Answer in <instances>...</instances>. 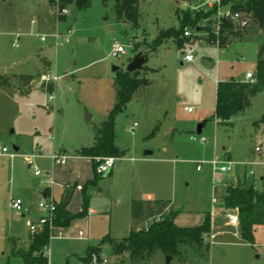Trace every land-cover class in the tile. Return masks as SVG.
Here are the masks:
<instances>
[{"label":"rangeland","instance_id":"obj_1","mask_svg":"<svg viewBox=\"0 0 264 264\" xmlns=\"http://www.w3.org/2000/svg\"><path fill=\"white\" fill-rule=\"evenodd\" d=\"M203 1L140 0L139 19L133 26L117 17L114 0H90L85 10L67 4L63 7L66 14L61 13L57 0H0V145L15 154L13 158L0 155V264H25L11 252L13 248H28V242L22 246L21 241L29 234L27 221L38 222L42 190L50 189L57 200L62 184H81L92 176L90 159L76 155V151L92 144L96 129L116 103L117 75L126 72L139 52L147 55V63L137 71L136 78L146 85L133 94L115 119L116 149L128 151L123 157H115L112 175H101L97 187L92 180L77 186L84 187L90 198L96 190L97 194L110 193L112 200L96 208V214L88 213L87 240L50 238L46 256L52 263L48 264H84L83 258L90 264H264V227H255L253 245L241 241L239 225H229L227 219L229 213L238 215L237 210L224 208L219 199L223 185L224 191L236 185H252L258 192L264 189V177L262 182L260 179L264 160L248 153L264 141V127L259 123L264 115V90L249 98L244 111L230 121L221 123L214 117L216 83L230 79L246 82L245 72L255 68L264 31L248 26L228 40L227 50L219 42L213 19L210 26L200 22L202 30L185 29L190 34L183 35L186 39L180 45L163 36L167 30L180 27L179 11L202 10L199 5ZM42 17L49 24L45 29L39 25ZM56 30H72L69 42L56 45L52 39L45 43L39 40V35ZM17 33L20 39L14 48L10 42L16 40ZM116 44L124 47L123 53L113 54ZM188 53L194 59L186 63L183 57ZM44 73L57 80L41 81ZM33 81L32 91L24 94ZM185 107L192 108V113ZM204 120L208 123L200 135L207 142L191 141L190 136H198L197 124ZM38 147L43 153L32 159V166L40 170L43 184L26 162ZM145 150L152 153L147 162L171 160L163 163L164 184L168 187L163 189L173 207L152 203L163 209L161 216L148 204L141 209L139 201L155 189L151 180L140 174L146 169L139 161ZM227 151L231 152V170L220 176L213 194L207 163L215 156L225 160ZM52 153L67 156V163H53ZM93 166L96 168V163ZM237 172L244 181L225 185L224 179L233 178ZM244 172L248 175L245 178ZM15 198L28 206L24 217L10 206ZM79 198L80 191L76 190L71 210L78 209ZM116 198L121 202L116 203ZM133 201L138 207L136 218L132 216ZM175 210L179 214L174 223L179 227L199 226L202 218L209 219L210 232L201 247L181 246L180 254L168 262L161 252L149 258L115 255L109 243H101L105 236L121 240L130 230L147 228ZM215 232L217 236L211 238ZM77 233V228L71 230L72 237Z\"/></svg>","mask_w":264,"mask_h":264},{"label":"trees","instance_id":"obj_2","mask_svg":"<svg viewBox=\"0 0 264 264\" xmlns=\"http://www.w3.org/2000/svg\"><path fill=\"white\" fill-rule=\"evenodd\" d=\"M53 3L54 0H49ZM59 6L63 8L67 4H75L78 10H85L90 6V0H57ZM223 4L229 5L233 10L243 13L249 17V26L252 25L259 31H264V0H228ZM140 0H114V10L119 18L133 26L137 25L139 19ZM214 10L204 12L203 10L179 11L177 15L181 19L178 29H169L163 36L172 38L177 44H181L184 39L185 29L190 28L194 31L202 30L199 23L205 21L211 25ZM209 31V29H208ZM240 31L231 22L225 21L220 25L219 42L225 46L228 40L236 38ZM161 36V35H160ZM212 37V36H211ZM214 37V36H213ZM160 43V42H159ZM158 44V43H157ZM255 77L252 82H238L233 79L217 84L216 99L214 106V117L221 123L230 121L233 117L243 112L249 98L255 97L260 91L264 90V43L259 44L255 59ZM136 72H124L116 78V103L108 112L106 119L96 129L94 144L90 148H83L79 151L83 157L92 159L95 165L97 157H118L120 152L115 146V119L130 102L133 94L146 82L136 78ZM259 123L264 127V115L260 117ZM93 166L92 184L97 187L101 178L96 173ZM88 184V183H87ZM81 210L77 214H71L66 210L67 204L60 202L54 214L53 224L57 227L67 228L70 224L88 215L91 198L87 196L85 188L82 187ZM222 204L226 209H236L239 220V238L241 241L254 244V230L256 226L264 227V189L258 192L252 185L229 186L226 188ZM137 204L132 202V216H137ZM177 212H169L165 217L150 223L147 228L131 230L129 235L121 240H114L105 236L101 243H109L115 255L129 253L134 258H149L161 252L167 257H175L180 254L179 247H201L206 234L210 232V222L207 217L199 226L179 227L174 223ZM29 245L26 249L13 248L11 255L23 260L25 264H48L46 250L50 242V228L44 226L38 233L30 235ZM90 248L87 249V254ZM100 253V249L98 250ZM84 264H90L89 260L83 258Z\"/></svg>","mask_w":264,"mask_h":264},{"label":"built area","instance_id":"obj_3","mask_svg":"<svg viewBox=\"0 0 264 264\" xmlns=\"http://www.w3.org/2000/svg\"><path fill=\"white\" fill-rule=\"evenodd\" d=\"M223 0H204L200 5V9L204 12L209 10H214L215 14L213 16V20L215 22V33L219 34L220 25L222 22L228 21L231 22L234 27H236L237 30L242 31L246 29L249 26V17L244 15L241 12L233 10L230 6L224 5ZM61 13L66 14V10L64 8H61ZM34 25V22H32ZM72 33V30H65L64 32L54 31L50 34H41L39 35V40L42 43H45L48 39H52L56 45L68 43L70 40V34ZM190 32L185 31L183 35L185 37H188ZM16 40L11 41L10 44L12 47L16 48L18 46V40L20 39V35L17 33L15 35ZM113 54L118 55L120 53L124 52V47L115 45L113 49ZM194 59V55L192 54H186L183 57V61L186 63L192 62ZM254 70H249L245 73V81L252 82L254 80ZM41 81L43 82H53L57 80V77L52 76L50 73H44L40 77ZM185 110L188 113H192L193 109L190 107L185 108ZM136 124H134V127ZM189 139L194 142H200V143H206L207 139L201 135L196 136H190ZM43 148L38 147L33 154L30 155L26 160L29 164V168L33 171V176L40 178V182L43 184L42 180V174L39 169H37L35 166H32V159L42 156ZM252 153L256 154L257 156L261 157L263 159L264 157V141L261 142L259 145H255ZM0 155H6L10 158H13L15 154L8 153V149L4 146L0 145ZM50 160L55 164H64L66 161L65 155L52 153L50 155ZM116 158L115 157H104V158H95L96 163V173L98 175H103L107 171L111 170L115 165ZM262 161V160H261ZM212 171V181H213V190H215L216 187H218L220 183V176L224 175L225 173L229 172L231 170V162L228 159L225 160H219L216 156L210 160L207 163ZM197 170H200V166H197ZM252 176H254L253 172H250ZM248 175L246 174V177ZM256 181H253L255 183ZM53 184V182H50V185ZM256 184V183H255ZM80 189V187H78ZM215 199H213V202ZM10 206L15 211L19 213H23L25 211V206L23 201L20 198L11 199ZM38 210L40 211V216L38 218V222L36 224H32L31 222H28V232L32 236L39 232L41 228L44 226H48L51 230L53 228V219L54 214L57 210V204L51 197H42L40 202L37 206ZM228 224L237 227L239 225L238 215L236 213H229L227 214ZM211 238H214V235L211 236ZM103 263H106V259H103Z\"/></svg>","mask_w":264,"mask_h":264},{"label":"crops","instance_id":"obj_4","mask_svg":"<svg viewBox=\"0 0 264 264\" xmlns=\"http://www.w3.org/2000/svg\"><path fill=\"white\" fill-rule=\"evenodd\" d=\"M42 21H41V24H39V25H42V27H43V29H45V28H47V26H49V24L47 23L48 21L47 20H45L43 17H42V19H41ZM52 26H54L53 24H52ZM225 49L224 50H227L228 49V47H227V45H225V47H224ZM223 50V51H224ZM189 54V53H188ZM252 70H254V68L252 69ZM246 73V72H245ZM23 77H30L31 79H32V76H23ZM24 79V78H23ZM245 79V78H244ZM35 81V80H34ZM34 81H33V83H31V86H30V89H29V91L27 92V93H24V94H28L29 92H31L32 91V86H33V84H34ZM217 82V81H216ZM216 84H218V82L216 83ZM39 86V85H38ZM18 91H19V89H18ZM20 92H22V91H20ZM186 108V107H185ZM207 123H208V121H207ZM134 124H136V123H134ZM115 143V142H114ZM93 144H94V140H93V142H92V144L90 145V146H88V147H81L80 149H78V153H77V151H76V155H79L80 157H82V158H87V159H90V161H91V169H92V176L90 177V178H88L85 182H89V181H91L92 179H93V162H92V159L91 158H89V157H83V156H81L80 155V153H79V151L81 150V149H83V148H89V147H91V146H93ZM115 146H117L116 145V143H115ZM17 148V150L16 151H18L19 150V147H16ZM36 150H37V148H36ZM35 150V151H36ZM34 151V152H35ZM249 153V155L250 154H252V151H249L248 152ZM152 154V153H151ZM231 152L230 151H227V153H226V159H230V158H232L231 157ZM66 157V161H65V163L64 164H66L67 163V156H65ZM148 156H146V157H144V158H142L141 160H139L140 161V163L141 164H143V165H145V167L144 168H146L144 171L143 170H140V174L142 175V177H145V180H151L150 181V184L151 185H153L154 186V188L155 189H152L149 193H146V195H143V197L139 200L141 203H142V206H141V209H143L142 207H143V205H146V204H148V206L152 209V210H155L156 211V213H157V215L158 216H161V213H162V211H163V209L161 208V207H158V206H155V205H153L152 203L153 202H159V203H167L170 207H173V204H172V202L171 201H169V200H167V199H165L166 197H164V189H163V187L164 188H168L164 183H165V181H166V172L164 171V169H163V163L165 162V161H171L170 159H161L162 161V163L161 162H159L160 160H156L155 162H147V161H149V160H147V159H149V158H147ZM259 160H264V157H263V159H261V157H259ZM138 161V162H139ZM26 162H27V160H26ZM173 162H174V160H173ZM28 163V162H27ZM149 163H151V164H149ZM28 167H29V164H28ZM149 167H151V169H149ZM134 168V167H133ZM132 168V169H133ZM112 172H113V168L110 170V172H109V174L107 175V177H105V178H109L111 175H112ZM264 173V172H263ZM131 174H132V178H135V171H131ZM207 174H208V176L210 177V179L212 178V171H211V168L209 167L208 169H207ZM247 173L246 172H244V178H245V175H246ZM152 175H153V177H152ZM152 177V178H151ZM241 176H240V173L239 172H237L236 173V175L233 177V178H231V179H224V180H226V182H225V185H226V183L228 184V185H233L234 183H236L237 181H240V182H243L242 180H241V178H240ZM264 177V175L263 176H261L260 177V179H261V182L263 181L262 180V178ZM235 179V180H234ZM253 181H256L254 178H253ZM85 182H83V183H81V184H78L77 182H74V183H65V184H62L61 186H62V193H61V197L59 198V199H55V197H53L52 195H51V192H50V189L48 190V189H45L44 191L42 190V192H41V196L42 197H44V194H46L45 195V197H51L54 201H55V203L58 205L60 202H64V203H66L67 204V206H66V210L68 211V212H70V213H77V212H79L80 210H81V203H82V193H81V189H78V187L77 186H81V185H83V184H85ZM255 183H257V181L255 182ZM74 186H76V187H74ZM76 190H79L80 191V196H81V198H79L80 199V206L78 207V209H75V210H71L70 209V203H71V201H72V199L74 198V194H75V191ZM224 185H223V187H222V189H221V194L219 195V199H221L222 198V195L224 194ZM96 193V190L94 191V192H92V194H91V199L92 198H102V199H104V200H107L108 202H110V200H112V197H111V194L110 193H107V194H102V193H100V194H95ZM213 194H215V192H214V190H213ZM66 199H67V201H66ZM117 199V198H116ZM121 202V200L120 199H117L116 200V203H120ZM27 204V203H26ZM24 206H25V211L23 212L24 214L22 215L23 217L25 216V214L26 213H28V206H26L25 204H24ZM144 210H145V208H144ZM176 211V210H175ZM177 212V211H176ZM88 213H91V214H96L97 213V210H95V209H92L91 207L88 209ZM178 212H177V216H178ZM206 214H208V213H206ZM205 215V214H204ZM176 216V217H177ZM218 220H219V218H217ZM202 220H203V218H202ZM218 220H215V221H218ZM202 222V221H201ZM201 222H200V224H201ZM27 225H28V221H27ZM74 228H77L78 229V233H77V235H74V237H72V235H71V230L72 229H74ZM131 231V230H130ZM130 233V232H129ZM215 235H214V237H216L217 236V232H215L214 233ZM88 235H89V225H88V218H87V216L86 217H84V218H81V219H77V220H75V221H73L71 224H70V226L69 227H67V228H62V227H57V226H54L53 228H51V230H50V238H52V237H58V238H63V239H68V238H76V239H79V240H87L88 239ZM129 235V234H128ZM29 239H30V234H28V235H26V238L23 240V241H21V243L23 244L22 246H24V244H26L27 242H28V244H29ZM18 240V242H19V239H17ZM50 243V242H49ZM21 246V247H22ZM92 246H89V247H87V249L88 248H91ZM48 248H49V246H48ZM87 249H86V254H87ZM48 250V249H47ZM100 251H101V248H100ZM12 253V252H11ZM48 261H50L49 260V257H48ZM51 262V261H50ZM52 263V262H51Z\"/></svg>","mask_w":264,"mask_h":264},{"label":"water","instance_id":"obj_5","mask_svg":"<svg viewBox=\"0 0 264 264\" xmlns=\"http://www.w3.org/2000/svg\"><path fill=\"white\" fill-rule=\"evenodd\" d=\"M147 63V55L143 54L142 52H139L132 60L131 62L127 65L126 67V72L128 73H133V72H136V71H139V70H142L143 66ZM116 70V68H115ZM254 75H255V71H254ZM247 106V104H246ZM90 118L89 116H87V121H89ZM207 125V120H204V121H201L200 123L197 124L196 128H195V132L197 135H200L203 131V129L206 127ZM15 151L17 150L16 147L13 148ZM128 149L127 150H123L120 152L119 156L123 157L126 153H127ZM151 155V152L150 151H143V156L146 157V156H149ZM110 170L107 171L106 173H104L102 176L103 177H107V175L109 174ZM46 194H44V197H45ZM67 201V199H66ZM108 204V201L107 200H104L102 198H92L90 200V207L93 208V209H96V208H99V207H102L104 205ZM167 260L168 262L171 260L170 257H167Z\"/></svg>","mask_w":264,"mask_h":264}]
</instances>
